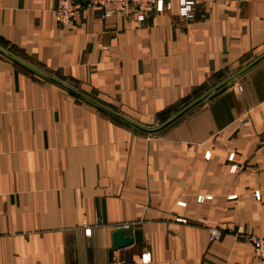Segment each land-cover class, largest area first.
Segmentation results:
<instances>
[{
    "label": "crops",
    "instance_id": "crops-1",
    "mask_svg": "<svg viewBox=\"0 0 264 264\" xmlns=\"http://www.w3.org/2000/svg\"><path fill=\"white\" fill-rule=\"evenodd\" d=\"M165 1L141 24L77 0L61 27L55 0H0V46L159 126L264 54V0ZM263 233L264 61L150 137L0 53V264H257Z\"/></svg>",
    "mask_w": 264,
    "mask_h": 264
},
{
    "label": "built area",
    "instance_id": "built-area-1",
    "mask_svg": "<svg viewBox=\"0 0 264 264\" xmlns=\"http://www.w3.org/2000/svg\"><path fill=\"white\" fill-rule=\"evenodd\" d=\"M87 6L101 11L100 19L110 15H119L126 19H134L136 23H144L154 11H169L170 3L165 0H87ZM195 2L180 0L178 16L186 22L195 20ZM56 23L61 27H70L74 24L78 14L77 0H55L51 11ZM258 196V193H256ZM130 227L125 224L117 229L126 230ZM218 236L217 231L211 232V240ZM248 241L253 247V257L257 264H264V233L249 236Z\"/></svg>",
    "mask_w": 264,
    "mask_h": 264
},
{
    "label": "water",
    "instance_id": "water-1",
    "mask_svg": "<svg viewBox=\"0 0 264 264\" xmlns=\"http://www.w3.org/2000/svg\"><path fill=\"white\" fill-rule=\"evenodd\" d=\"M0 53L3 54L4 56H6L8 59L12 60L13 62L19 64L20 66H22L26 70L35 74L36 76H38V77L42 78L43 80L61 88L62 90L69 93L73 97L80 99L81 101H84V102L94 106L98 110H100V111L104 112L105 114L113 117L114 119L122 122L123 124L127 125L128 127L132 128L133 130L138 131V132H140L144 135L150 136V137L157 135V134H160L161 132L165 131L166 129H168L169 127H171L175 123H177L184 116L189 114L191 111H193L194 109H196L200 105L207 102L214 95H216L217 93H219L220 91H222L226 88L231 87L240 77H242L243 75H245L246 73H248L249 71H251L253 68H255L256 66H258L259 64H261L264 61V54H263L259 58L252 61L251 63H249L248 65L243 67L241 70H239L238 72H236L235 74L230 76L228 79H226L225 81H223L219 85L212 88L210 91L205 93L202 97L198 98L197 100H195L194 102H192L191 104H189L188 106L183 108L181 111L176 113L174 116L167 119L161 125H159L157 127H153V128H148V127H143L137 123H134V122L126 119L125 117H123V116L119 115L118 113L104 107L103 105L99 104L98 102L94 101L93 99H91V98L81 94L80 92L72 89L71 87L63 84L62 82L58 81L57 79L39 71L38 69H36L32 66H30L29 64L20 60L19 58H17L16 56H14L12 53H10L9 51H7L6 49H4L1 46H0ZM132 243H133L132 237L125 235L122 229H116L111 235V250L109 253L110 260H112L113 251L127 248L128 246L132 245Z\"/></svg>",
    "mask_w": 264,
    "mask_h": 264
},
{
    "label": "rangeland",
    "instance_id": "rangeland-1",
    "mask_svg": "<svg viewBox=\"0 0 264 264\" xmlns=\"http://www.w3.org/2000/svg\"><path fill=\"white\" fill-rule=\"evenodd\" d=\"M146 126H147V125H146ZM150 126H151V127H156V126H158V123L155 122V123H153V124H151V125H149V126H147V127H150Z\"/></svg>",
    "mask_w": 264,
    "mask_h": 264
}]
</instances>
